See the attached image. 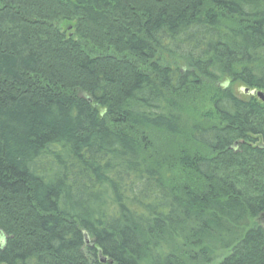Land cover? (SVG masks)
<instances>
[{"label":"trees","instance_id":"obj_1","mask_svg":"<svg viewBox=\"0 0 264 264\" xmlns=\"http://www.w3.org/2000/svg\"><path fill=\"white\" fill-rule=\"evenodd\" d=\"M251 91L264 0H0V264H264Z\"/></svg>","mask_w":264,"mask_h":264},{"label":"bare ground","instance_id":"obj_2","mask_svg":"<svg viewBox=\"0 0 264 264\" xmlns=\"http://www.w3.org/2000/svg\"><path fill=\"white\" fill-rule=\"evenodd\" d=\"M238 85H240V83L239 82H237V83H235V87L236 86H238ZM257 221H261V223H262V225H263V227H264V215H262V216H260L258 219H257ZM86 243L87 244H89L90 243V240H89V237L87 236L86 237ZM239 244V243H238ZM93 245V244H92ZM240 245V244H239ZM238 245V246H239ZM231 255H232V249H229V250H227V251H225L219 258H217L216 259V257H213V260L215 261V263L217 264V262H219L220 260H222V259H224L226 256H227V258L228 257H231ZM103 263H104V260L102 261Z\"/></svg>","mask_w":264,"mask_h":264},{"label":"water","instance_id":"obj_3","mask_svg":"<svg viewBox=\"0 0 264 264\" xmlns=\"http://www.w3.org/2000/svg\"><path fill=\"white\" fill-rule=\"evenodd\" d=\"M249 91L244 90V93H248ZM250 93V92H249ZM251 95H256L259 99L264 101V94L261 91H251ZM87 237V236H86Z\"/></svg>","mask_w":264,"mask_h":264},{"label":"rangeland","instance_id":"obj_4","mask_svg":"<svg viewBox=\"0 0 264 264\" xmlns=\"http://www.w3.org/2000/svg\"><path fill=\"white\" fill-rule=\"evenodd\" d=\"M242 87H243L242 85H238V86L234 87V90L233 91L235 92V95L236 96H238L240 98H245V96L242 93H240V88H242Z\"/></svg>","mask_w":264,"mask_h":264}]
</instances>
